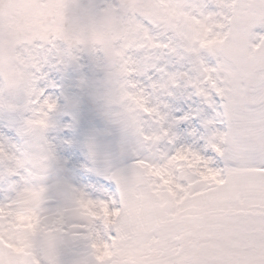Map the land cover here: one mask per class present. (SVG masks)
<instances>
[{
	"label": "snow or ice",
	"instance_id": "6c2138e0",
	"mask_svg": "<svg viewBox=\"0 0 264 264\" xmlns=\"http://www.w3.org/2000/svg\"><path fill=\"white\" fill-rule=\"evenodd\" d=\"M0 264H264V0H0Z\"/></svg>",
	"mask_w": 264,
	"mask_h": 264
},
{
	"label": "clouds",
	"instance_id": "9594fccd",
	"mask_svg": "<svg viewBox=\"0 0 264 264\" xmlns=\"http://www.w3.org/2000/svg\"><path fill=\"white\" fill-rule=\"evenodd\" d=\"M249 40L255 42V37H249ZM131 53V58H134L139 62L140 57L143 55L142 52L137 51L135 48L129 50ZM182 85V81L179 82ZM161 87H158L154 93V101L157 106L162 107L165 110L166 116L176 115L175 108L179 106V101L183 97L191 98V92L182 86L172 85L169 81L165 80L164 76L160 77ZM217 117L213 109L205 108L202 114H199L188 126L191 127L193 124L198 128V130L205 135L210 134V129L212 127H217L216 123ZM202 122V126L201 123ZM204 122H207L209 127H204ZM152 130L162 131V128H154ZM140 137L136 134H131L127 137V142L129 144L135 145ZM131 157H129L130 159Z\"/></svg>",
	"mask_w": 264,
	"mask_h": 264
},
{
	"label": "rangeland",
	"instance_id": "374dc122",
	"mask_svg": "<svg viewBox=\"0 0 264 264\" xmlns=\"http://www.w3.org/2000/svg\"><path fill=\"white\" fill-rule=\"evenodd\" d=\"M183 98H185V100L182 99V101H183L182 105L178 106L179 109L178 110L176 109L175 112L183 113L185 111L184 105H185V103L187 101V97H183ZM203 112H204V109H200V113L202 114ZM195 116H196V113H195V111H193V118H195ZM176 119H179V117H177ZM168 123H171V121H169ZM190 123H191V121H182L181 120L179 123L172 124L171 131L176 136L178 141H183L184 140V136H183V134L180 131L181 127H183L185 129V132H190L191 128L188 127V125ZM200 123H201V126H202V122H200Z\"/></svg>",
	"mask_w": 264,
	"mask_h": 264
},
{
	"label": "bare ground",
	"instance_id": "6f19581e",
	"mask_svg": "<svg viewBox=\"0 0 264 264\" xmlns=\"http://www.w3.org/2000/svg\"><path fill=\"white\" fill-rule=\"evenodd\" d=\"M182 99L185 100V98H182ZM182 99L179 101V106L182 105V103H183ZM176 109L178 110L179 107L177 106V107L175 108V111H176Z\"/></svg>",
	"mask_w": 264,
	"mask_h": 264
}]
</instances>
